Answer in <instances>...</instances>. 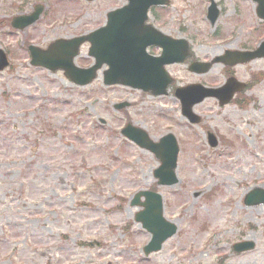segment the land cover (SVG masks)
Masks as SVG:
<instances>
[{
  "label": "rangeland",
  "instance_id": "374dc122",
  "mask_svg": "<svg viewBox=\"0 0 264 264\" xmlns=\"http://www.w3.org/2000/svg\"><path fill=\"white\" fill-rule=\"evenodd\" d=\"M216 2L214 26L206 18L208 0H172L152 20L188 39L203 61L256 48L264 22L253 0ZM40 3L45 11L36 24L12 29L14 16L30 14ZM123 4L0 0V50L10 62L0 71V264H264V205L244 203L254 187L264 188V58L232 69L237 80L252 84L243 106L206 98L194 106L202 118L196 125L183 117L175 89L222 86L229 75L221 63L204 75L191 73L188 62L172 65L176 81L162 97L107 88L101 73L81 88L63 72L31 66L27 43L47 47L95 30ZM82 48L81 64L88 44ZM120 101L131 105L116 111ZM128 120L153 140L169 132L177 137L178 184L157 185L160 161L126 140L121 129ZM151 188L164 196V216L178 232L146 256L152 235L135 219L140 208L132 200ZM245 239L256 248L234 252Z\"/></svg>",
  "mask_w": 264,
  "mask_h": 264
},
{
  "label": "water",
  "instance_id": "95a60500",
  "mask_svg": "<svg viewBox=\"0 0 264 264\" xmlns=\"http://www.w3.org/2000/svg\"><path fill=\"white\" fill-rule=\"evenodd\" d=\"M130 4L121 10H117L116 12L110 13V21L109 27L116 26L115 34L124 35L123 38H127V40H132V38H139L145 35V29L143 27V23L146 20L148 7L154 3L166 2L165 0H129ZM259 2L258 6V14L260 17L264 18V0H257ZM211 17L214 21L217 16V11L215 10V4L211 7ZM38 16H35L30 20V22L35 21ZM27 23V24H30ZM124 22L126 25V29L118 27V24ZM18 24V23H16ZM108 27V28H109ZM102 29L95 34L92 35L93 38L87 36L83 39H74L72 41H58L53 44V46L48 49L46 52H34L33 55V64L35 65H45L51 70L56 68H61L64 71L66 70L67 76L74 81L75 83H79L81 85H86L91 82L93 78L96 77L97 68L101 67L104 63L109 62L111 64L108 72L105 74L106 83L108 84H117L119 82L124 83L125 85H131L136 88H147L153 89L157 94L165 92V87L172 82L170 77H168L167 73L164 69L165 63H172L173 61H182L184 59V54L187 51L188 44L184 41L174 42V41H166L162 43L165 47L164 57L161 59H151V61L145 60V48L146 45L143 44L142 49L138 51H128V55L132 54L133 57L125 64H121L122 60H118L114 62L113 58L121 56L124 53L115 54V56H111L109 47H104L99 45L101 42L105 41L107 29ZM115 29V28H114ZM156 34L155 42H159L161 40V35ZM120 36V35H119ZM92 39L96 42V46H93L91 50V54L94 55L98 62L97 64L86 70L78 69L74 66V57L78 53V46L85 42V40ZM134 42V40H132ZM132 44L128 43V48L131 47ZM142 55H141V54ZM140 54V55H138ZM232 60H224V62L229 63L231 65L236 64L237 62H248L250 59L259 58L264 56V43L258 48L256 52H248V53H233ZM219 60H221L219 58ZM8 63L5 61V57L2 56L0 60V68H3ZM211 64H205L200 66L202 69L198 70L194 66L196 70L200 72H205ZM147 69L149 74L155 71L156 75L152 76V79L156 82H152L148 84L143 75V70ZM150 76V75H149ZM157 88V89H156ZM243 88V84L236 83V81L229 80L227 86L217 90H209L203 89L201 86H193L189 87L187 90L196 89L200 91V94L196 98H187L184 100V114L187 115L193 122H197L200 120L197 116H195L192 112V105L196 104V102L203 100L206 96H219L221 99V103L228 102L235 91H239ZM123 106V105H122ZM129 128L123 130L128 137L132 140H136V142L140 143L141 146L148 148L153 153L157 154V157L161 160L163 166L156 172L155 175L160 177V183L163 185H172L178 182V177L175 172L177 168V156H178V143L172 135H169L165 138V140H161V143H153L149 140L146 132L140 129H132ZM140 134V135H138ZM141 136V139L139 138ZM210 139L212 143L215 145L216 141L213 136L210 135ZM166 145V149L165 148ZM143 195L147 197L145 203L139 202L140 196ZM135 202L140 203L146 210L137 214V219L143 222V226L145 229H149L154 233L153 241L148 244L145 248V251L151 253L153 251L159 250L161 248L162 243L167 240V238L176 233L177 229L175 225L168 223L165 218H163V197L160 194H154L151 192L140 193L136 197ZM134 202V203H135ZM245 203L247 205L254 204H264V190L255 189L253 193L249 194ZM235 249L239 252H244L246 250L254 249V243L250 241H245L243 243L235 244Z\"/></svg>",
  "mask_w": 264,
  "mask_h": 264
}]
</instances>
